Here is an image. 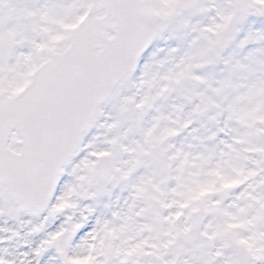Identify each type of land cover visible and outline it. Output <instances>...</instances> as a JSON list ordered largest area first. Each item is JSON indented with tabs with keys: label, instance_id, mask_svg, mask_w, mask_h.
<instances>
[{
	"label": "snow or ice",
	"instance_id": "snow-or-ice-1",
	"mask_svg": "<svg viewBox=\"0 0 264 264\" xmlns=\"http://www.w3.org/2000/svg\"><path fill=\"white\" fill-rule=\"evenodd\" d=\"M0 264H264V0H0Z\"/></svg>",
	"mask_w": 264,
	"mask_h": 264
}]
</instances>
